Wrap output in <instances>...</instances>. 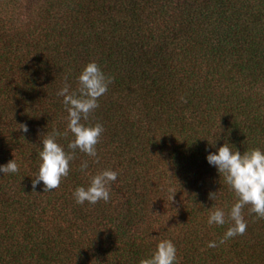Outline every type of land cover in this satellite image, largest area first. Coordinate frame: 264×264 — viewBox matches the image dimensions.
Segmentation results:
<instances>
[{"label": "trees", "instance_id": "obj_1", "mask_svg": "<svg viewBox=\"0 0 264 264\" xmlns=\"http://www.w3.org/2000/svg\"><path fill=\"white\" fill-rule=\"evenodd\" d=\"M90 61L112 77L86 121L104 128L96 157L68 148L57 95ZM53 133L74 155L49 191L32 180ZM225 142L264 150V0H0V164L18 163L0 174V264H139L161 239L174 264H264L249 205L221 242L237 197L205 157ZM103 169L110 199L76 203Z\"/></svg>", "mask_w": 264, "mask_h": 264}, {"label": "clouds", "instance_id": "obj_2", "mask_svg": "<svg viewBox=\"0 0 264 264\" xmlns=\"http://www.w3.org/2000/svg\"><path fill=\"white\" fill-rule=\"evenodd\" d=\"M78 87L70 90L65 83L57 95L61 96L64 107L67 110V135L71 132L72 139L68 148L79 149L88 156L96 157L99 137L104 128L99 122L86 123L89 114L99 106L98 98L108 91L112 80L105 74L96 61H90L83 66L78 76ZM183 99V98H181ZM23 131H27V125L21 124ZM58 133L45 136L39 145V166L32 184L35 186L43 182L44 190H52L59 186L61 178L69 173L70 160L74 153L66 152L64 146L56 140ZM206 160L216 167L219 175H223L224 183L235 193L237 199L228 211V217L232 224L226 229L223 240L243 234L247 223L242 210L249 205V211L264 217V150L253 148L241 153L233 144L223 143L215 152L206 154ZM81 169L88 167L87 161L80 165ZM18 171V163L11 159L0 164V174L15 173ZM118 173L112 169H103L92 175L87 186L78 185L73 196L76 203L83 204L87 201L95 204L99 200L110 199L111 182L115 181ZM214 194V193H211ZM210 194V195H211ZM209 224H225V211L216 208L208 216ZM209 247H215L216 241H209ZM177 260V249L170 239H161L157 242L150 256L142 258L139 264H174Z\"/></svg>", "mask_w": 264, "mask_h": 264}]
</instances>
